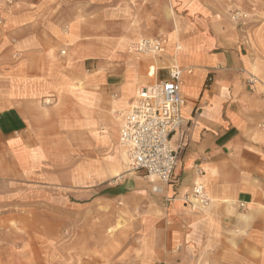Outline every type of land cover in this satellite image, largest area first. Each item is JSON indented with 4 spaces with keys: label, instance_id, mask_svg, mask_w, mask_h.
Here are the masks:
<instances>
[{
    "label": "rangeland",
    "instance_id": "374dc122",
    "mask_svg": "<svg viewBox=\"0 0 264 264\" xmlns=\"http://www.w3.org/2000/svg\"><path fill=\"white\" fill-rule=\"evenodd\" d=\"M15 1L18 6L9 9L10 5L0 0V264H138L141 256L135 252L141 246L137 242L142 203L131 206L127 202L98 201L93 194L96 185L112 182L110 175L138 172L130 169L129 161L124 162V149L118 144L121 117L131 105L118 111L115 102L119 93L112 87L93 88L102 104L97 109L94 94L87 96L92 109L74 106L68 95L93 86L95 77L113 82L112 77L121 74L132 84L139 69L148 77L150 66L167 59L168 49L166 55L157 58L132 56L127 51L131 42L147 37L144 30H138L141 24L136 19H146L149 8L153 20L158 11L162 12L164 1L120 0L113 9L120 13L111 14L112 7L105 8L107 13L99 24L100 14L95 13L94 4L88 6L81 21L89 27V40L94 41L95 35L100 43L102 40L103 55L109 60L98 73L90 67L94 61H88L86 72L77 80L53 77L56 65L45 58L40 61L39 54L44 52L41 41L47 44L64 39L66 23L79 20L78 11H84L79 0ZM203 1L240 29L253 68L257 66L250 78L254 77L256 84L260 79L264 82V0ZM165 5L171 18L165 35L169 43L175 16L171 1L166 0ZM112 21L118 24L112 25ZM32 39L36 40L33 44ZM52 51L55 58L57 54ZM68 61V66L72 65V60ZM64 66L66 71L67 64ZM47 69L52 75L45 83L47 97L35 99L33 104L18 102L23 91L33 86L40 89L37 79L29 76ZM59 80L64 81L63 89L55 86ZM154 81L150 76L143 79L134 99L141 87ZM126 86L124 93L131 95ZM18 106L28 117L24 118L26 124L16 115ZM52 107H57L54 113L49 110ZM54 115L59 118L50 120ZM261 209L260 223L252 229L247 225L236 228L230 237L233 248L238 249V244L258 246L261 253H236L217 258L215 264H264Z\"/></svg>",
    "mask_w": 264,
    "mask_h": 264
},
{
    "label": "crops",
    "instance_id": "0c3cea01",
    "mask_svg": "<svg viewBox=\"0 0 264 264\" xmlns=\"http://www.w3.org/2000/svg\"><path fill=\"white\" fill-rule=\"evenodd\" d=\"M163 1L162 12L158 11L153 20L149 17V8L146 19L141 16L136 19L141 24L138 30H144L147 37H166L168 19L171 18L167 14L166 0ZM170 1L175 18L171 23L172 33L167 47L169 55L162 62L150 66L148 77L144 69L136 73L135 84L126 83L127 77L121 74L112 77L113 82L95 77L93 86L68 96L74 106L92 109L87 96L94 94V109L102 108L93 88L112 87L119 93L118 98L115 96L118 99L115 108L124 111L131 105L135 90L143 79L150 76L156 81L166 78L174 66L183 69L181 92L186 101L182 110L183 124L171 140L174 148L181 149L179 164L169 184L151 182L140 172L110 175L112 182L96 185L93 194L98 201L127 202L131 206L142 203L141 235L137 242L141 246L135 252L141 256L138 264H215L217 258L236 253H261L258 246L238 244V249L233 248L230 237L234 229L245 225L252 229L262 218L264 82L260 79L256 85L249 83L250 73L257 66L253 68L241 31L231 20L213 11L203 0ZM119 2L90 0L88 3L87 0H79V7H84V11H78L79 20L70 19L66 23L64 39L57 38L47 44L41 41L44 52L39 54V60L45 58L48 63L54 62L56 71L53 77L77 80L86 72L88 61H94L90 67L96 73L106 68L104 62L109 59L103 55V42L97 40V35L94 41L89 40V27L81 21V15H86V8L94 4L95 13L100 14L96 22L99 24L103 14L107 13L105 8L112 7L111 14L120 13L119 9L113 11ZM3 4L6 3L3 1ZM17 6L14 1L8 8ZM111 24L118 23L112 21ZM35 41L32 39L31 44ZM52 50L57 54L55 58ZM68 59L72 60V65L68 66ZM66 64L64 71L62 66ZM51 76L49 69L30 75L37 79L40 89L33 86L23 91L18 102L33 104L35 99H45L48 88L45 83H49ZM209 76L211 81L207 86ZM59 81L55 86L63 89L64 81ZM125 86L131 95L124 93ZM100 95L102 100L103 94ZM19 108H15L16 115L26 124L24 118L28 117H24ZM56 108L49 110L54 113ZM57 118L54 115L50 120ZM22 146L20 144V148ZM122 156L125 161L123 152ZM198 163L204 170L199 178L194 172ZM196 181L202 183L212 200L208 210H194L185 201Z\"/></svg>",
    "mask_w": 264,
    "mask_h": 264
},
{
    "label": "built area",
    "instance_id": "2783aa9c",
    "mask_svg": "<svg viewBox=\"0 0 264 264\" xmlns=\"http://www.w3.org/2000/svg\"><path fill=\"white\" fill-rule=\"evenodd\" d=\"M3 1L12 5L15 0ZM167 47L168 40L164 37H141L131 42L127 51L132 56L157 58L166 55ZM183 72V69L174 66L169 69L166 78L141 87L130 108L121 117L119 147L126 151L130 169L143 173L151 182L169 184L181 158V149L174 148L171 140L183 124L182 110L186 105L181 92ZM210 81L211 76L207 82ZM249 83L256 84L254 77L249 79ZM203 171L201 163L194 166L198 178ZM185 201L194 210H208L212 204L199 181L195 182Z\"/></svg>",
    "mask_w": 264,
    "mask_h": 264
},
{
    "label": "bare ground",
    "instance_id": "6f19581e",
    "mask_svg": "<svg viewBox=\"0 0 264 264\" xmlns=\"http://www.w3.org/2000/svg\"><path fill=\"white\" fill-rule=\"evenodd\" d=\"M123 155H124V157H125V163L128 161V158H127V155H126V151L125 150H123Z\"/></svg>",
    "mask_w": 264,
    "mask_h": 264
},
{
    "label": "trees",
    "instance_id": "16d2710c",
    "mask_svg": "<svg viewBox=\"0 0 264 264\" xmlns=\"http://www.w3.org/2000/svg\"><path fill=\"white\" fill-rule=\"evenodd\" d=\"M207 86H209V84H207Z\"/></svg>",
    "mask_w": 264,
    "mask_h": 264
}]
</instances>
